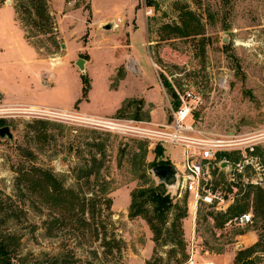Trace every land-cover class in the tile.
Here are the masks:
<instances>
[{"label":"rangeland","instance_id":"1","mask_svg":"<svg viewBox=\"0 0 264 264\" xmlns=\"http://www.w3.org/2000/svg\"><path fill=\"white\" fill-rule=\"evenodd\" d=\"M136 1L46 0L49 30L34 24L41 21L27 0H0V128L10 127L14 136L0 138V233L14 238L24 264H264V247L240 253L263 233L264 221L255 214L251 225L227 226L236 211L206 204L195 211L192 196L178 190L174 203L186 202L187 217L175 241V211L157 242L144 219L129 218L131 192L159 185L154 164L163 159L178 166L181 147L8 106L15 98L70 105L67 114L74 117L165 123L170 103L179 102L167 81L176 94L189 90L202 98L193 115L197 128L215 136L264 135V0H149L154 13L148 19ZM8 7L22 37H9ZM187 20L198 26L197 35L172 32ZM20 38L36 66L21 65L22 54L2 47ZM78 59L87 62V97ZM33 69L42 70L41 78ZM247 175L256 178L254 169ZM46 176L63 188L65 202L51 199ZM221 181L212 189L220 186L227 202L232 190ZM250 190L229 204L254 211V195L245 199Z\"/></svg>","mask_w":264,"mask_h":264},{"label":"built area","instance_id":"2","mask_svg":"<svg viewBox=\"0 0 264 264\" xmlns=\"http://www.w3.org/2000/svg\"><path fill=\"white\" fill-rule=\"evenodd\" d=\"M135 5L143 7L145 19L150 18L154 13V6L149 4V0H137ZM177 95L179 105L170 103V117L165 123L141 119L85 116L80 113H78L79 116L74 117L58 110L44 108L28 111L42 117L74 118L94 128L147 140L154 145L181 147L183 162L175 166L179 173V194L192 196L193 201L190 207L193 205L195 211L200 204H206L217 211L227 212L231 204L235 202V196H238V193L245 194L249 186L264 185V135L253 138L240 135L215 136L207 133L197 128L193 120L194 111L202 104V98L189 90ZM258 145H260V152ZM224 153L230 157H221ZM223 163L228 166V169L221 168ZM252 169L255 170V179H250L247 175ZM223 177L226 178L232 190L227 202L218 191L220 186L216 190L212 189L214 182L219 185ZM253 222L254 211L251 208L244 213L234 215L226 225L246 227Z\"/></svg>","mask_w":264,"mask_h":264},{"label":"trees","instance_id":"3","mask_svg":"<svg viewBox=\"0 0 264 264\" xmlns=\"http://www.w3.org/2000/svg\"><path fill=\"white\" fill-rule=\"evenodd\" d=\"M28 3L32 5V7L35 9V16L39 18L41 22H35L34 24L36 26L42 27V28H49L50 30V16L48 13V7L46 0H27ZM27 13L31 15L30 11ZM187 16L190 19H193L191 13H186ZM194 20V19H193ZM193 20H187V22L183 23V26L175 27L172 29V32L181 36V37H189L193 35L198 34V26L193 25ZM165 86L170 90L172 93V97H174L177 100V94L173 90V88L168 84L167 81H165ZM91 90V84L88 80L87 75H83V97H87L89 94V91ZM175 106L179 105L178 101L174 102ZM122 111V110H120ZM137 120H140V118H136ZM160 146V145H159ZM228 156L227 153L222 154L221 157ZM159 158V155L157 156ZM155 166L158 165H171L167 164V162L163 159H161L159 162L154 164ZM154 166V167H155ZM46 182V190L50 191L49 189L53 190L54 195H49L51 199L53 200H61V202H65L64 198H62V190L63 188L58 185V182L56 179H54L52 176H46L45 177ZM30 187L35 184L32 181H28ZM250 190L246 196V200L250 198L251 194L254 195L253 204L255 206L254 214L256 219L259 217H262V220L264 221V188L250 186ZM61 197V198H60ZM71 197L73 198V201H79V198H75L74 193L71 194ZM69 197V201L71 199ZM77 197V196H76ZM76 202H73L71 206L73 207ZM239 205V204H238ZM237 204L234 206H231V211H236L237 214L244 213L247 211L248 204L246 205H239ZM175 211L174 218L171 223V231L173 233L172 241L176 240V233L177 228H181V221L187 217V207L186 202H184V205H180L179 203H174V197L171 193L168 192L167 188L163 184L150 186V187H140L138 189H135L131 192V205L129 209V218L135 219L138 217H141L144 219L147 224L150 226L151 230L155 234V241L157 242L159 239V236L162 233V230L167 226L169 223V218L172 212ZM263 233L260 234L259 240L256 244H254L252 247L241 250L240 253L243 254H252L255 252L256 249L264 247V228ZM179 246L183 248V245L181 242H179ZM0 264H24L23 262H20L17 260V246L14 242V238L10 235H3L0 233ZM56 264V263H54Z\"/></svg>","mask_w":264,"mask_h":264},{"label":"crops","instance_id":"4","mask_svg":"<svg viewBox=\"0 0 264 264\" xmlns=\"http://www.w3.org/2000/svg\"><path fill=\"white\" fill-rule=\"evenodd\" d=\"M135 6V5H134ZM9 9H12V16H10V31H9V37L10 38H13V37H16V38H19V37H22L21 34L19 33L20 32V29H18L17 27V22H16V13L14 11L13 8H10L8 7ZM3 9V8H2ZM1 9V10H2ZM5 9V8H4ZM21 41H16V42H12V41H8L7 43H1L2 44V47L3 48H6L8 51V53H16V54H22L21 56V59H20V64L21 65H25V66H36L37 64L35 62H33L31 59H28L26 57V53H30V51L32 50L31 47H29L28 45H26L24 43V39L23 38H20ZM13 44H15L13 46ZM1 51V50H0ZM135 60V59H134ZM11 61V60H10ZM12 63V62H10ZM87 63V62H86ZM135 63L137 64L136 60H135ZM87 67V65H86ZM139 69V68H138ZM32 75H34L36 78H41L42 76V70H32L31 71ZM139 73H140V69H139ZM55 78H57V76H54ZM57 82V81H56ZM44 85V84H43ZM62 85L64 86V83L62 82ZM144 99L146 100V98L144 97ZM149 103V101L146 100V105ZM8 106H25V107H32V108H49V109H57V110H63V111H67L68 110V107L70 105H67L65 107H54V106H51V105H45V104H40V103H33V102H28V101H22V100H18V99H15V98H11V99H8ZM151 115L153 112H151ZM84 114V113H82ZM258 241V237L257 236H254L250 239V244L249 245H254L256 244Z\"/></svg>","mask_w":264,"mask_h":264},{"label":"water","instance_id":"5","mask_svg":"<svg viewBox=\"0 0 264 264\" xmlns=\"http://www.w3.org/2000/svg\"><path fill=\"white\" fill-rule=\"evenodd\" d=\"M105 29L111 30L112 26L108 24ZM76 66L82 74H86V61L84 59H78ZM0 138H7L11 141L14 139L10 127L4 126L0 128ZM221 168L228 169V166L223 163ZM152 172L158 180V184H163L169 193L175 194L180 189L179 173L173 165H158L152 169Z\"/></svg>","mask_w":264,"mask_h":264},{"label":"bare ground","instance_id":"6","mask_svg":"<svg viewBox=\"0 0 264 264\" xmlns=\"http://www.w3.org/2000/svg\"><path fill=\"white\" fill-rule=\"evenodd\" d=\"M28 108V110H34V108H32V107H27ZM44 109H49V108H44ZM53 110H57V109H53ZM58 111H61V112H64V113H70V112H68V111H62V110H58ZM85 116H89V115H87V114H84Z\"/></svg>","mask_w":264,"mask_h":264}]
</instances>
